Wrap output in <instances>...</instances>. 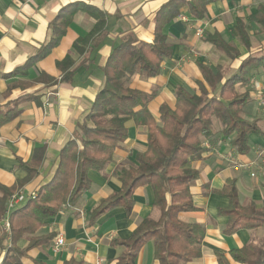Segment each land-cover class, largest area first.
Returning <instances> with one entry per match:
<instances>
[{
	"label": "crops",
	"instance_id": "crops-1",
	"mask_svg": "<svg viewBox=\"0 0 264 264\" xmlns=\"http://www.w3.org/2000/svg\"><path fill=\"white\" fill-rule=\"evenodd\" d=\"M170 1L0 0V107L17 102L16 116L0 128V188H11L24 180V165L33 156L40 160L37 175L15 193L36 192L52 179L60 151L80 133L79 125L103 86V67L112 51L128 37L151 43L157 16ZM258 4V0H217L208 5L201 20L181 8L175 18L162 25V34L172 50L161 63L160 73L148 79L137 74L129 85L154 94L147 110L159 124V108L164 105L174 109L177 88L197 93L202 82L199 64L220 68L226 77L245 60H252L248 66L255 67L246 83L236 86L238 92L248 94L242 116L255 126L247 139L248 152H237L233 145L235 134L217 133L211 141L200 138L207 152L202 160L190 165L198 173L190 185L195 210L181 214L179 219L199 225L204 235L200 256L188 264H218L219 255L230 264H238L230 258L231 250L259 245L264 240L262 228L227 234L228 218L218 213L228 206L227 199L218 192L229 180L235 182L241 202H250L256 209L264 206V112L256 99L264 87V29L248 22ZM101 17L105 28L101 35L97 34L96 47L88 45L82 53L77 52L75 44L93 30ZM240 19L247 25V46L232 33ZM198 29L201 36L196 35ZM213 34L234 47L238 58L231 60L205 40ZM55 40L54 46L44 51ZM67 57L73 62L69 69L71 78L63 81L57 64ZM126 128L127 136L117 145L104 175L88 173L90 189L79 203L61 207L56 217L46 220L34 235L16 241L15 246L23 250L30 237L51 236L47 243L28 251L19 264H117L124 248L113 242L129 239L145 218H158L151 190L143 186L133 192V208L128 217L123 208L117 207L90 221L89 214L100 200L120 191L116 167L135 168V155L146 150L147 127L129 120ZM2 220L0 263L12 246ZM57 236L63 237L64 246L55 253L52 245ZM135 264H157L151 242L141 248Z\"/></svg>",
	"mask_w": 264,
	"mask_h": 264
},
{
	"label": "trees",
	"instance_id": "trees-1",
	"mask_svg": "<svg viewBox=\"0 0 264 264\" xmlns=\"http://www.w3.org/2000/svg\"><path fill=\"white\" fill-rule=\"evenodd\" d=\"M214 1L217 0H171L167 9L157 16L151 43H139L128 37L114 48L103 67V86L90 112L79 125L80 133L75 134L60 151L52 179L36 191V199L27 200L11 211L12 246L0 264H19L28 251L51 240L49 235L30 237L23 250L15 246L20 238L34 235L46 220L56 217L62 206L74 207L79 203L90 189L88 173L95 171L104 175L105 166L111 161L117 145L127 136L126 123L129 120L147 127L146 150L135 155V168L116 167L120 191L100 200L89 214L90 221L117 207L123 208L128 217L133 208V192L147 186L152 193V206L159 216L156 219L145 218L129 239L113 242L124 248L117 264H135L139 251L148 242L153 245V257L157 264H188L200 256L203 228L179 219L181 214L195 210L190 185L197 179L198 173L190 165L202 160L207 152L200 138L211 141L217 133L224 136L235 134L233 145L237 152H248L247 139L255 126L242 116L248 94L238 92L236 86L244 85L255 67L248 66L252 60H245L232 75L226 77L220 68L199 64L202 82H199L197 93L177 88L174 109L164 105L159 108V124L147 110L154 94L129 85L137 74L145 79L156 77L161 63L169 58L172 45L162 34L163 23L175 18L183 7L193 18L201 20L208 5ZM258 1V10L248 17V22L264 29V0ZM104 28L105 19L101 17L93 30L75 44L77 52L82 53L83 47L88 45L96 47L97 34L101 35ZM247 30L246 23L240 19L232 31L245 46L249 41ZM205 40L231 60L238 58L235 48L226 44L218 34L208 35ZM55 42L45 47L44 51L53 47ZM72 65L68 57L57 64L63 81L70 80ZM16 108L17 102L0 107V128L14 119ZM39 161L33 156L32 161L24 165V180L11 188H0V221L5 216L8 198L36 177ZM218 194L228 201L227 208L218 211L228 218L227 234L238 229L264 230V206L256 209L250 202H241L233 180L227 181ZM229 256L238 264H264V244H248L231 250ZM217 262L230 264L223 255L218 256Z\"/></svg>",
	"mask_w": 264,
	"mask_h": 264
},
{
	"label": "built area",
	"instance_id": "built-area-1",
	"mask_svg": "<svg viewBox=\"0 0 264 264\" xmlns=\"http://www.w3.org/2000/svg\"><path fill=\"white\" fill-rule=\"evenodd\" d=\"M196 35L197 36H201L202 35V31L201 30H197L196 31ZM256 99H257V103H258V107L264 112V87L261 88L256 95ZM37 197V193L36 192H32L28 195L23 194L22 192H16L14 194H12L7 202H6V211H5V216L2 220V226H3V230L5 232V234L8 236V238L10 239V223H9V215L11 213L12 210L16 209L19 205L23 204L24 202H26L27 200H34ZM64 207H69V206H62V208ZM64 246V239L62 236H57L54 239L53 245H52V249L55 253L59 252V250ZM97 264H99V262H97Z\"/></svg>",
	"mask_w": 264,
	"mask_h": 264
},
{
	"label": "rangeland",
	"instance_id": "rangeland-1",
	"mask_svg": "<svg viewBox=\"0 0 264 264\" xmlns=\"http://www.w3.org/2000/svg\"><path fill=\"white\" fill-rule=\"evenodd\" d=\"M264 241V240H263ZM262 241V244H264V242ZM262 244H259V245H262Z\"/></svg>",
	"mask_w": 264,
	"mask_h": 264
}]
</instances>
